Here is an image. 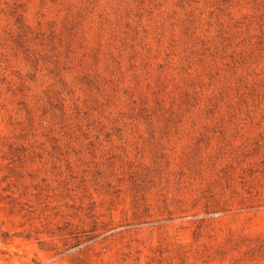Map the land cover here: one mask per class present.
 <instances>
[{
  "label": "rangeland",
  "instance_id": "374dc122",
  "mask_svg": "<svg viewBox=\"0 0 264 264\" xmlns=\"http://www.w3.org/2000/svg\"><path fill=\"white\" fill-rule=\"evenodd\" d=\"M0 264H264V0H0Z\"/></svg>",
  "mask_w": 264,
  "mask_h": 264
}]
</instances>
